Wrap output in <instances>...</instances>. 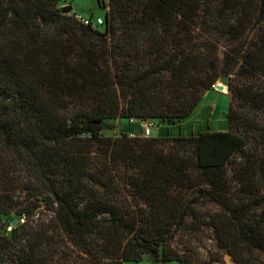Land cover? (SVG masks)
I'll list each match as a JSON object with an SVG mask.
<instances>
[{
  "label": "trees",
  "instance_id": "16d2710c",
  "mask_svg": "<svg viewBox=\"0 0 264 264\" xmlns=\"http://www.w3.org/2000/svg\"><path fill=\"white\" fill-rule=\"evenodd\" d=\"M60 1L0 0V218L17 220L0 264H211L207 230L234 264H264V0H218L200 22L205 0H108L96 28ZM252 22L255 40L220 59ZM235 68L225 130L101 133L186 119ZM20 175L29 202L12 217ZM42 205L51 220L31 225Z\"/></svg>",
  "mask_w": 264,
  "mask_h": 264
},
{
  "label": "rangeland",
  "instance_id": "374dc122",
  "mask_svg": "<svg viewBox=\"0 0 264 264\" xmlns=\"http://www.w3.org/2000/svg\"><path fill=\"white\" fill-rule=\"evenodd\" d=\"M108 0H61L58 3V7H71V11L67 15L75 14L80 17L90 20L91 23L96 26L97 23L104 20L105 11L108 9L107 6ZM218 0H205L201 7L200 18L198 22L207 19L209 16L210 20L216 14L218 9ZM209 7L212 10V14L209 15ZM99 32L103 31L102 27L98 28ZM258 25L255 22H252L247 29L244 38L242 40L236 41L234 39L221 38L218 42V53L220 59H222L223 54L226 51L233 47H237L241 43L243 45L251 44L255 40V33L257 32ZM237 68L231 71L229 76H221L215 84L211 87L210 90H207L197 108L191 113V115L186 119L177 120L173 123H168L161 120L149 119L148 122L153 125V130L151 131L150 137H174V136H186L189 134H196L199 131H222L226 129V118L228 112V106L232 102L233 106L236 108L238 103L234 100L232 101L231 95L228 91V83L236 85L238 83L244 82L245 79L236 73ZM253 81L254 79H249ZM219 84H223L226 87L227 95L221 94L220 89L217 88ZM105 128L102 130V135L107 137H118L121 133L129 135L130 137H141L139 128L128 123L125 119L117 118L114 120H106ZM139 132V133H138ZM143 138V137H141ZM230 174V173H229ZM231 176V174H230ZM22 175L17 178V182L21 180ZM14 183L4 186L5 189L9 190L8 194L13 197V201L16 203V207L12 209L10 215H13L19 211V208L24 205H28L29 201L24 200V194L26 190L25 186L22 188V184ZM231 185L234 186L235 183L231 182ZM210 210H214L216 207L214 205H208ZM52 218V212L50 207L41 206L39 209L35 210L30 217V224H37L38 227L43 226ZM6 217L0 218V233L2 235H7L17 223L16 218H14L9 224L5 223ZM198 251V261L207 262L210 259H214L211 264H234L231 257L227 255L222 250L218 249L212 233L210 230H207L203 242L201 244L196 243ZM11 264V263H6ZM122 264H158L150 261L147 257H144L143 260L139 263L125 262ZM165 264H179L177 262H168Z\"/></svg>",
  "mask_w": 264,
  "mask_h": 264
},
{
  "label": "built area",
  "instance_id": "2783aa9c",
  "mask_svg": "<svg viewBox=\"0 0 264 264\" xmlns=\"http://www.w3.org/2000/svg\"><path fill=\"white\" fill-rule=\"evenodd\" d=\"M73 17L81 24L83 25H91L93 28H96V26H94L92 23L90 24L89 20L84 19L82 17H80L79 15H75L73 14ZM131 122H133L131 120ZM140 127H141V132L140 135L143 138H148L150 137L151 131L153 130V125L151 123H149L148 121H142L140 122ZM24 218L19 219L20 223H23Z\"/></svg>",
  "mask_w": 264,
  "mask_h": 264
},
{
  "label": "water",
  "instance_id": "95a60500",
  "mask_svg": "<svg viewBox=\"0 0 264 264\" xmlns=\"http://www.w3.org/2000/svg\"><path fill=\"white\" fill-rule=\"evenodd\" d=\"M70 11H71V7H69V6L68 7H62L60 9V12L62 14H68ZM217 88L220 89V90H222V88L220 86H217Z\"/></svg>",
  "mask_w": 264,
  "mask_h": 264
},
{
  "label": "bare ground",
  "instance_id": "6f19581e",
  "mask_svg": "<svg viewBox=\"0 0 264 264\" xmlns=\"http://www.w3.org/2000/svg\"><path fill=\"white\" fill-rule=\"evenodd\" d=\"M218 85L222 88V90H220L219 92L223 95H227L226 87L223 84L218 83Z\"/></svg>",
  "mask_w": 264,
  "mask_h": 264
}]
</instances>
